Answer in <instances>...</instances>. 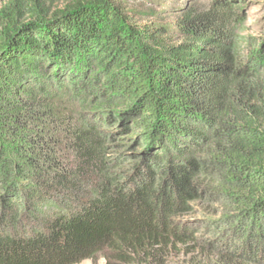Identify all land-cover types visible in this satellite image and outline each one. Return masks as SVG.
<instances>
[{"label": "trees", "instance_id": "trees-1", "mask_svg": "<svg viewBox=\"0 0 264 264\" xmlns=\"http://www.w3.org/2000/svg\"><path fill=\"white\" fill-rule=\"evenodd\" d=\"M63 1L0 9V264H166L191 179L212 171L241 228L215 264H264V46L242 61L218 0L172 28L118 0ZM139 142L144 156L107 152Z\"/></svg>", "mask_w": 264, "mask_h": 264}, {"label": "rangeland", "instance_id": "rangeland-1", "mask_svg": "<svg viewBox=\"0 0 264 264\" xmlns=\"http://www.w3.org/2000/svg\"><path fill=\"white\" fill-rule=\"evenodd\" d=\"M9 0H0V9ZM58 6L64 1L57 0ZM124 10L129 14H133L139 10L137 18L144 23H155L173 27L180 19V9L186 8L200 14L205 13L215 4L216 0H162L163 4H156L157 0H118ZM216 5L227 7L229 13L240 18L234 32L236 39L240 41L237 48L239 58L246 61L251 52L259 46H264V0H218ZM179 7V8H177ZM179 9V10H177ZM179 34H169V40L173 44H178L182 40L178 38ZM114 130V128H110ZM120 143V142H119ZM116 142V144H119ZM122 145H129L121 142ZM114 145V144H113ZM0 146L10 147V133L0 126ZM134 148L127 150H118L112 145H108L107 152L115 159L117 156L124 154H139L144 156L148 149L143 142L134 143ZM211 145L198 144L197 147H186L185 152L189 156L203 155V152L209 151ZM152 154H155L152 150ZM10 157V151H7ZM171 155H175L171 152ZM127 167L126 159L118 163V169ZM4 177L0 172V197L6 196L4 184L1 180ZM222 175L212 171L210 178H202L194 176L191 179V186L195 194L187 201L189 208L174 214L172 225L177 227V232L181 236V241H172L166 254V264H215L219 260V256L214 253L212 246L220 245L219 237L226 238L223 244H231L238 242L237 239L241 235V228L234 230L236 225L232 221L239 218V214L235 213V209L227 204L225 190L219 182ZM264 191L258 193L263 195ZM233 216L234 219L227 220ZM187 231H184V230ZM224 236V237H223ZM80 264H105L103 258L95 261L86 260Z\"/></svg>", "mask_w": 264, "mask_h": 264}]
</instances>
